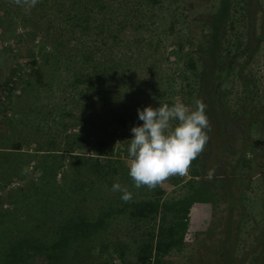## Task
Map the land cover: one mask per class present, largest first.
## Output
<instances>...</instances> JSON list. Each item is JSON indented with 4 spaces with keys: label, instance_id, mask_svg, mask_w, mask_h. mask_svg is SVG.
<instances>
[{
    "label": "rangeland",
    "instance_id": "1",
    "mask_svg": "<svg viewBox=\"0 0 264 264\" xmlns=\"http://www.w3.org/2000/svg\"><path fill=\"white\" fill-rule=\"evenodd\" d=\"M12 1L14 6L10 11L0 9V234L8 228L25 231L41 219L51 225L62 215L75 211L90 214L107 204H117L122 199L119 191L112 190L114 182L127 187L138 198L159 191H164V198L183 196L189 181L196 177L191 165L186 175L170 176L155 188L134 186L128 175L127 139L132 136L131 127L142 123L137 118L138 107H157L159 102L172 104L179 99L192 109L196 101L201 100L199 83L205 65L199 60L198 52H204L211 42L209 21L216 18L213 15L220 0H159L156 4L146 0H115L106 13L105 9L96 8L91 29H85V35L77 28L68 32L72 26L65 12L53 17L49 11V15L40 16L37 8H22V2ZM65 1L68 5L73 0ZM250 3L251 0H232L226 20L222 41L224 55L237 54L236 63L231 74L219 78L216 94L221 115L216 105L214 114L209 113L208 106L205 108L211 131L201 154L209 152L208 159L216 142L212 140L218 137V142H224L226 147L237 128L241 134L250 133L264 148V120L255 121L264 110L257 106L264 102V31L258 29L255 34ZM259 6L264 8V0H259ZM57 28L61 36L55 32ZM251 34L262 37V41L258 44L256 41L255 52L248 59L247 54L238 53ZM179 42L183 45L182 51H178ZM84 47L83 51L92 59L80 63L78 56L74 64H68L66 51ZM227 49L230 50L227 52ZM57 51H60L59 58L55 60L49 53ZM192 52L197 59L195 72L185 69L187 53ZM226 60L227 57L219 59L220 73ZM247 60L244 73L253 77L251 86L256 109L253 121L247 118L248 125H242L240 101L245 94L238 72L239 65ZM37 67L43 73L41 84L33 75ZM91 67L95 68V77L90 72ZM80 73H86L87 80L91 78L96 85L88 90L89 97H82L79 92L87 82L73 85ZM184 93L186 97L182 96ZM128 114L136 116L135 123L114 127L118 118ZM221 117L223 130L216 135L212 122L217 124ZM101 137L109 142L105 154H97L95 150ZM238 137L234 140L238 141ZM69 144H76L78 148L67 153L50 150L67 148ZM219 153L222 155L223 149ZM218 160L213 157L208 167ZM260 174L253 176L250 183L251 200L256 202L249 209L250 228L264 210ZM211 219L209 203L194 204L186 244L179 252L174 250L167 256L172 264H198V257L206 255L210 240L200 239ZM136 235L129 219L113 218L106 231L78 243L81 251L86 248L93 253V260L78 262L80 253L77 252L76 264H125L119 253L125 243L126 254L134 255ZM252 241L249 235L245 246ZM192 253L193 258H189ZM29 264L46 263L39 259L30 260Z\"/></svg>",
    "mask_w": 264,
    "mask_h": 264
},
{
    "label": "trees",
    "instance_id": "2",
    "mask_svg": "<svg viewBox=\"0 0 264 264\" xmlns=\"http://www.w3.org/2000/svg\"><path fill=\"white\" fill-rule=\"evenodd\" d=\"M114 1L73 0L66 5L65 0H38L32 7L37 8L40 16L49 15V11H52L53 17L61 12L67 13L69 16L67 20L72 26L68 32H74V28H77L80 34L85 35V29H91V21L96 8L105 9L104 12L106 13L107 9L113 6ZM146 1L152 4L159 2V0ZM20 2H22L20 6L23 8L29 6L30 0H20ZM99 2L101 3L99 4ZM231 3L232 0H220V6L213 15V17L216 15V18L209 23L212 29L211 42L208 43L204 52H198L200 54L199 60L205 65L200 75V101L207 100L203 103L208 106L207 108L211 111L209 113L212 114H214L215 105L219 109L218 93L216 94L219 88V78L223 74L227 75L232 72L234 66L232 65L233 61H231L233 56H225V49L222 46ZM13 6L12 0L0 2V9L3 8L5 11H10ZM44 9H46L45 13L42 12ZM55 32L60 35L59 28ZM51 35H53L52 32ZM72 38L77 39L78 36ZM256 40L255 35L251 34L246 43L240 47L248 55V59L255 52ZM178 47V51L183 50L181 42H179ZM238 48L239 46H237ZM83 49L86 48L71 52L66 51L64 56L67 63L74 64L75 57L77 59L78 56L80 57L77 60L80 63L91 60L92 58L88 57ZM230 49H227V52ZM59 52L49 54H52L57 60ZM193 53H187L185 66V69L191 72H195L198 68L197 59ZM221 57H227L226 66L222 68V73L219 72L221 69L219 59ZM93 64L96 65V63ZM246 64L247 61L238 72L243 80L245 94L244 99L240 101L243 116L239 119L242 125L246 124L247 118H251L250 121L253 119V110L256 109L251 86L253 77L244 73ZM94 69L91 67L90 71L93 77H95ZM85 74H77L76 82L73 85L87 82L86 86L79 92L82 97H89L88 90L95 88L96 85L91 78L87 80L88 76ZM33 75L37 83L41 84L43 81L41 69L35 68ZM182 96L186 97V93ZM257 106L264 109V102L258 103ZM218 113L221 115L220 109ZM259 119L264 120V110L261 111L260 117L255 121ZM222 121L221 117L217 124L212 122L216 127V135L222 133ZM128 122L135 123L136 116L130 114L121 116L114 127L122 126ZM239 130V128L234 130L226 147H224V142H218V137L212 140V142H216L213 143L215 144L214 149L212 144L213 153L210 159H208V152L203 155L200 154L192 161L191 167L196 177L189 181L188 190L183 196L164 198V191L141 198L132 195V199L127 202L121 200L117 204H107L106 207H99L97 210L91 211L90 214L75 211L74 214L59 216L51 225L41 219L33 228L25 231H15L14 228H8L6 232L0 234V264H29L30 260L37 261L39 259L46 264H76L75 259L78 253H80L79 259L77 258L78 262L91 261L93 260V253L86 248L81 251L78 243L86 242L95 233L106 231L110 221L118 217L129 219L137 232L134 237L136 243L134 255L129 257L126 254L128 246L125 243L119 253V257L125 264H172L167 256L174 250L179 252L186 244L185 236L190 225L191 209L198 202L209 203L212 211L210 226L201 232L203 238L200 239L203 240L207 237L210 244L206 255L202 254L198 257V264H264V210H262L260 219L255 220L251 228L248 227L247 223L250 216L249 209L256 204L255 201L251 200L250 194L252 177L261 173L260 178L264 185V148L262 149L258 145L250 133L248 135L246 132L241 134ZM210 131L211 129L208 130V133ZM240 136L241 141H239ZM236 137H238V141L234 140ZM108 144V140L101 137L96 142V153L105 154ZM76 148H78L76 144H69L67 148H51L50 150H62V152L67 153L75 151ZM220 149H223L222 155L219 153ZM213 157L219 158V160L209 168L208 161L212 160ZM253 230L254 232H252ZM249 235L252 236L253 241L246 247L245 243L246 239H249ZM193 256L192 253L189 258H193Z\"/></svg>",
    "mask_w": 264,
    "mask_h": 264
},
{
    "label": "clouds",
    "instance_id": "3",
    "mask_svg": "<svg viewBox=\"0 0 264 264\" xmlns=\"http://www.w3.org/2000/svg\"><path fill=\"white\" fill-rule=\"evenodd\" d=\"M37 2L30 0L29 7ZM205 108L197 100L190 109L179 99L172 104L159 102L157 107L137 108L142 123L131 127L132 136L127 139L128 175L136 188H155L170 176L187 174L209 140L210 122ZM112 190L119 191L125 202L132 199V192L118 182L113 183Z\"/></svg>",
    "mask_w": 264,
    "mask_h": 264
},
{
    "label": "flooded vegetation",
    "instance_id": "4",
    "mask_svg": "<svg viewBox=\"0 0 264 264\" xmlns=\"http://www.w3.org/2000/svg\"><path fill=\"white\" fill-rule=\"evenodd\" d=\"M252 1H253V4H252ZM250 4H251V6H253V15H252V17H253V29L256 31V33L255 32L254 33L257 34L258 29H261V30L263 29V31H264V8L259 6V0H255V2H254V0H251ZM246 7L248 8V5ZM259 13H260V16H258ZM209 23H210V21H209ZM211 31H212V29H211ZM255 38H257V40H256L257 44L260 41H262V37H256V35H255ZM247 40H248V38H247ZM257 44L255 43L256 46H257ZM238 54H245V52L242 49H240ZM236 55L231 60V61H233L232 65H235V63H236L235 62ZM248 62H249V60H247V63ZM245 63H246V61H244L243 64H245ZM243 64L239 65L240 68L243 66ZM229 74H231V73L229 72L227 75H229ZM218 87H220V85ZM218 90H219V88H218ZM225 119H228L227 115H225Z\"/></svg>",
    "mask_w": 264,
    "mask_h": 264
}]
</instances>
